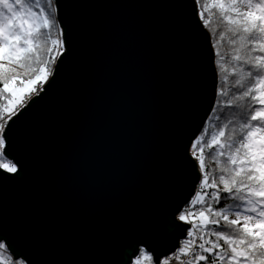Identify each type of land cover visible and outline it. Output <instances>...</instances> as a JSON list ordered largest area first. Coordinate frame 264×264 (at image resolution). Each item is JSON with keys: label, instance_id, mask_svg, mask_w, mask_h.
I'll return each instance as SVG.
<instances>
[{"label": "water", "instance_id": "1", "mask_svg": "<svg viewBox=\"0 0 264 264\" xmlns=\"http://www.w3.org/2000/svg\"><path fill=\"white\" fill-rule=\"evenodd\" d=\"M69 51L6 128L0 243L25 264L160 261L191 225L218 75L195 0H63ZM67 2V3H66Z\"/></svg>", "mask_w": 264, "mask_h": 264}, {"label": "snow or ice", "instance_id": "2", "mask_svg": "<svg viewBox=\"0 0 264 264\" xmlns=\"http://www.w3.org/2000/svg\"><path fill=\"white\" fill-rule=\"evenodd\" d=\"M64 4L63 0H0V168L6 172L18 171L3 159L6 128L11 127L7 122L19 115L32 95L46 90L57 60L69 51ZM201 8L198 16L206 28L218 15L217 26L224 29L215 55L220 56V72L228 73L225 83L237 94L223 106L238 109L240 122L226 136L234 121L224 113L217 120L226 122L217 126L210 141L202 132L192 142L195 147L189 146L197 170L203 172L199 192L190 201L200 208L178 216L192 228L185 229L182 247L171 254V260L165 257L163 264H264V0H204ZM226 37L232 50L223 54L218 49ZM229 76L236 79L229 82ZM217 93L229 94L220 87ZM209 157L215 159L219 176L207 168ZM220 157L225 158L223 164ZM221 193L227 194L225 202L233 203L216 210L211 205L220 203ZM7 253L0 244V264H13ZM155 264H161L159 258Z\"/></svg>", "mask_w": 264, "mask_h": 264}, {"label": "trees", "instance_id": "3", "mask_svg": "<svg viewBox=\"0 0 264 264\" xmlns=\"http://www.w3.org/2000/svg\"><path fill=\"white\" fill-rule=\"evenodd\" d=\"M195 1L197 3L198 10L201 11L202 10L201 4L204 2V0H195ZM214 11H216V10H214ZM217 19H218V15L214 16L212 18V22H211V24H210V26L208 28H206L203 25L206 28V30L209 32V34H210L211 41H212V46H213V49H214V53L217 51V41L219 40L221 31L224 30L223 28L217 26ZM201 22L203 24V21H201ZM213 28L216 29L214 32L212 31ZM228 35L230 36V34H228ZM218 50L221 53H223V54H228V53L231 52L232 48L228 44L227 37H226V39L223 42H221V46H219ZM218 61H220V56H216L215 55V67H216V70H217V75H218V72L220 73L219 76H218L217 89H218V87L227 89L229 94L227 96H218V93H217L215 105L213 107V109H215V110H212V112L209 115V117H208V119H207V121H206V123H205V125H204V127H203V129L201 131V133L199 134V135H201L202 132H206L207 136L205 138L207 140H209V141L211 140L212 135H214L218 131V127L217 126L218 125H222L223 123L226 122V120H224V119L217 120L218 116H222V114L226 113L228 118L232 119L234 121L233 125L229 126V130L226 132V136L230 134L231 128L236 126V124H238L240 122V120L238 118V109H236V108H227V107L223 106L228 100H230L232 98V96L234 94H237V89L229 88L228 85L225 83L224 76L228 75V73L220 72ZM225 63L228 65L229 71H230V68H231L230 60L226 59ZM235 79H236V77L229 76V82L234 81ZM0 87H2V85H0ZM217 101H219L220 103H217ZM0 103H3V101H0ZM192 146L195 147L193 144H192ZM216 150H217V148L214 146L213 149H212V156L213 157L215 156ZM208 151L209 150L207 148H205L206 155L208 154ZM192 156L195 158L194 155H192ZM3 159H5V160H7L9 162V160L6 157H4ZM219 160L221 161V164H223L225 162V158L224 157H220ZM206 165H207L208 169L214 170V174L216 176L220 175L219 167L216 164L215 159H213L211 157L207 158L206 159ZM200 173H201V177H202L203 172H200ZM202 183H203V181L201 179L199 185L202 184ZM198 192H199V187H197L196 195H195V197L192 200H194L196 198ZM225 196H227L226 193H221L222 199H221L220 203L219 204H212L211 206L214 209H216V210H220L226 205V203L227 204H232L233 201L231 199H229L227 202H225V200L223 199V197H225ZM199 208H200V205H196L195 207H193V205L190 203L188 205V207H186L184 210L198 212ZM196 223H199V221L197 220ZM181 247H182V245H181ZM7 255L11 256L14 259V257L11 255V253L9 251H8ZM14 260H13V264H16V262ZM138 261H139V264H153V257H152L151 254L147 253L144 249H140V252H139L137 258L133 261L132 264H137ZM200 264H204V262L201 261Z\"/></svg>", "mask_w": 264, "mask_h": 264}, {"label": "rangeland", "instance_id": "4", "mask_svg": "<svg viewBox=\"0 0 264 264\" xmlns=\"http://www.w3.org/2000/svg\"><path fill=\"white\" fill-rule=\"evenodd\" d=\"M41 92H42V91H40L39 94H40ZM35 96H37V95H32V96H31V99H32L33 97H35ZM31 99H30V100H31ZM30 100L27 101L26 105L28 104V102H29ZM22 108H23V107H22ZM22 108H21V109H22ZM21 109H20V110H21ZM183 211H187V210H183ZM183 211H182V213H180V214H183ZM180 214H179V215H180ZM179 215H178V216H179ZM177 219H178V217H177ZM190 219H191V218H190ZM178 220H179V219H178ZM179 221H181V220H179ZM182 222H184V221H182ZM195 222H197V221H195ZM190 225H191V228H192V224H190ZM0 244H4V243H0ZM12 259H13V258H12ZM171 259H172V258H171ZM13 260H14V259H13ZM14 261L16 262V264H25V263H24L23 261H21V260H16V259H15Z\"/></svg>", "mask_w": 264, "mask_h": 264}, {"label": "built area", "instance_id": "5", "mask_svg": "<svg viewBox=\"0 0 264 264\" xmlns=\"http://www.w3.org/2000/svg\"><path fill=\"white\" fill-rule=\"evenodd\" d=\"M7 123H8V122H7ZM167 258H168L169 260H171L172 255L167 256ZM163 260H164V258L161 260V264H163Z\"/></svg>", "mask_w": 264, "mask_h": 264}]
</instances>
